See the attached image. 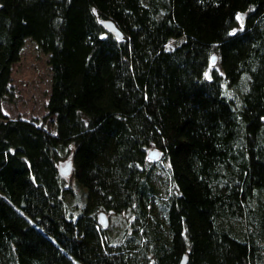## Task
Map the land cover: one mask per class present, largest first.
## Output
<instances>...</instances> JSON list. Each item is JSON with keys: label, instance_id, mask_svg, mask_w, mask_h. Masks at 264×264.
I'll return each mask as SVG.
<instances>
[{"label": "trees", "instance_id": "trees-1", "mask_svg": "<svg viewBox=\"0 0 264 264\" xmlns=\"http://www.w3.org/2000/svg\"><path fill=\"white\" fill-rule=\"evenodd\" d=\"M26 40L53 131L3 111ZM183 258L264 264V0H0V264Z\"/></svg>", "mask_w": 264, "mask_h": 264}, {"label": "rangeland", "instance_id": "rangeland-1", "mask_svg": "<svg viewBox=\"0 0 264 264\" xmlns=\"http://www.w3.org/2000/svg\"><path fill=\"white\" fill-rule=\"evenodd\" d=\"M176 43V42H175ZM12 86L14 88V103L3 104L6 116L24 120L37 119L53 131V118L45 120L47 116L46 103L50 94L51 71L48 56L38 49L34 42L26 40L21 50L19 62L12 70ZM66 186L76 195H82L75 186L71 176L66 177ZM75 196V195H73ZM110 231L117 228L119 220L108 217Z\"/></svg>", "mask_w": 264, "mask_h": 264}, {"label": "water", "instance_id": "water-1", "mask_svg": "<svg viewBox=\"0 0 264 264\" xmlns=\"http://www.w3.org/2000/svg\"><path fill=\"white\" fill-rule=\"evenodd\" d=\"M104 26L111 32H114L116 34H118L120 36V34L117 32V30L114 28L112 23H105ZM212 62H214V58H212L211 60ZM149 160H157L159 158V153L157 151H151L148 153L147 155ZM71 173V164L67 163L64 166H62L60 168V174H62L63 176L67 177L69 176ZM99 223L103 226L106 227L108 224V221L106 219V217L104 215H100L99 217ZM181 264H185V258L182 259Z\"/></svg>", "mask_w": 264, "mask_h": 264}]
</instances>
